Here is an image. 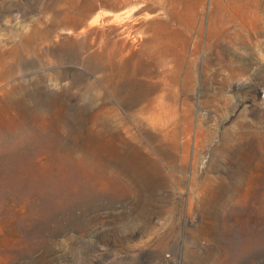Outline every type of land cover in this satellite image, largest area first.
<instances>
[{"label":"rangeland","instance_id":"obj_1","mask_svg":"<svg viewBox=\"0 0 264 264\" xmlns=\"http://www.w3.org/2000/svg\"><path fill=\"white\" fill-rule=\"evenodd\" d=\"M225 1L0 0V264H264V0Z\"/></svg>","mask_w":264,"mask_h":264},{"label":"bare ground","instance_id":"obj_2","mask_svg":"<svg viewBox=\"0 0 264 264\" xmlns=\"http://www.w3.org/2000/svg\"><path fill=\"white\" fill-rule=\"evenodd\" d=\"M252 1V0H251ZM230 7V4L227 1L224 2V4L221 6V9L223 12L228 11ZM234 15L237 18L238 13L233 12ZM248 15H245V18L243 19V24L240 27L241 31H244L248 27V23L244 24V22L247 21ZM250 19V17H249ZM227 24H230L231 22L228 21L226 22ZM195 54V49L192 51V55ZM186 55L185 54H178L176 55V59L170 61L168 58L170 56H167L165 53L160 55L156 62V67L160 69L162 72H164L165 76H169L172 84H176L178 82V78L180 76L181 71L184 68L188 69V78L192 81L194 78V71L193 69L189 66V63L186 62ZM250 57V62L252 61V53L249 54ZM173 64V66H172ZM173 93V92H172ZM164 96L165 93L160 94L155 100H152L150 104V111H149V118L150 116H155L156 122L155 123H162L161 120L163 119L164 116H167V122H171L173 120L174 116V109H168L167 106H175V99L176 95L173 93L172 94V103H166L164 101ZM176 117V116H175ZM7 136V135H6Z\"/></svg>","mask_w":264,"mask_h":264}]
</instances>
